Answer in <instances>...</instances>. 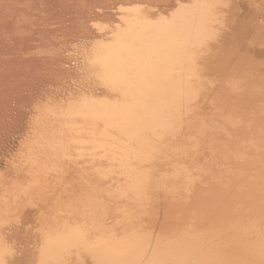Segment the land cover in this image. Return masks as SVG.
<instances>
[{"label":"bare ground","instance_id":"obj_1","mask_svg":"<svg viewBox=\"0 0 264 264\" xmlns=\"http://www.w3.org/2000/svg\"><path fill=\"white\" fill-rule=\"evenodd\" d=\"M131 8L139 16L137 12L129 18L125 14L126 19L122 14L115 27L124 29L127 25L122 24L128 21V29L134 34L126 31L124 35H130L132 47L120 52L118 38L110 39L116 41L113 48L119 53L115 50L114 57L120 63L112 59L114 64L109 65L107 39L97 36L111 31L112 20L90 25L84 21L79 29L66 35L68 38L47 46L53 49L49 55L52 62L44 71L58 87L44 89L38 93L40 99H32L25 136L13 142L24 154L32 151L24 162L23 154H16L13 167L22 169L18 172L34 181L7 183L3 180L7 177L0 175V189L4 191L0 193V243L10 250L8 253L16 247L12 241H23V236L28 243L35 240L43 247L58 242L66 246L69 243L64 250L81 245L96 264H126L131 259L135 260L131 264H264V0H141ZM93 11L87 16L94 17ZM17 20L20 26L23 19ZM22 30L20 26L16 33ZM78 35L80 42L65 45ZM127 37L122 40L126 47L131 42ZM91 41L98 52L107 47L103 49L107 53L101 51L106 59L100 57L102 63L107 60L106 64L97 60L92 49L85 51ZM79 51L87 52L88 59L83 56L87 61L95 55L98 63L92 61L98 68L92 73L99 79L104 75L101 83L120 93L112 100L104 95L107 103H103V96V101L99 98L96 102V95L97 99L93 96L92 100L91 92L77 94L83 98L79 100L90 99L92 104L94 101L102 106L90 109L95 110L92 112H86L87 103L83 105L76 95L73 97L77 103L71 93L55 96V92L80 82L67 77ZM38 52L43 53L44 47ZM16 57L17 61L25 58L23 52ZM122 58L125 64L128 62L129 72L121 68ZM90 60L87 63L92 66ZM99 64L104 67L99 68ZM115 68V73L110 72ZM123 76L125 79L120 78ZM78 103L85 112H81L82 106L76 111ZM64 107L75 111H65ZM60 110L66 115L59 121L62 114L54 117L52 111L57 115ZM45 115L62 125L57 127V131L63 130L62 135L56 131L53 118L48 122ZM75 115L80 119L76 120ZM45 121L49 127L50 122L55 124L50 128L52 132L48 130L49 136L45 135L46 129L42 130ZM66 122L75 124V131L71 128L69 132ZM35 133L42 138L35 139ZM51 133L55 136L49 142ZM60 137L63 141L58 142ZM39 138H44L45 146ZM72 139L79 141H72L75 146L83 142L89 146L75 147L70 143ZM67 140L70 159L74 160L69 165L61 161V150L66 151L62 147L67 145L52 151L54 145L58 147ZM41 145L50 149L53 160L42 153L38 157L33 149L42 152ZM45 150L43 153L49 152ZM32 162L38 167H32ZM50 170H56L55 178ZM50 177L56 181L47 183ZM12 202L19 208L14 207L17 211L10 217L15 212ZM6 226H11L7 232ZM59 245L54 248L61 249ZM1 246L0 264H40L41 257L38 260L37 256L36 263L34 253L26 252L28 249L22 257L19 255L23 251L5 261L8 253ZM55 249L56 254L59 249ZM62 251L59 254L63 255ZM41 252L46 253L45 248ZM126 255L131 257L126 260ZM59 259L55 262L60 263Z\"/></svg>","mask_w":264,"mask_h":264},{"label":"rangeland","instance_id":"obj_2","mask_svg":"<svg viewBox=\"0 0 264 264\" xmlns=\"http://www.w3.org/2000/svg\"><path fill=\"white\" fill-rule=\"evenodd\" d=\"M140 1L141 0H0V175L2 174V175L7 177L6 179H3L7 183H11L12 181L13 182H24V183H27L28 181L29 182L30 181H34L32 179L28 180L26 178L27 177L26 173L18 172V171H21L22 169L15 170L14 167H13L14 158H16L17 155L23 154L22 155V161L24 162L27 159V155L30 154L32 151H29L28 149L25 150V148L22 147V149L24 148L23 150H25V151L28 150L29 151V152H26L24 154V152L22 150H20L21 147L18 148L17 147L18 144H14V143H16V142L18 143V141L23 139L24 136H25L24 129L28 125V120H30L31 114H30L29 111H32V109H31L32 106L30 105L31 104L30 102H32V99L33 98L40 99L39 97H41V95H38V93L44 91V89L51 88V87H55V88L58 87V84L53 83L52 77L49 75V72L47 73L46 71H44L46 68H49V65H51V62H52V60L49 57V55L53 51V49H50L51 47H47V46L54 45L56 42H59L60 39L63 38V37L64 38H68L66 35L69 32L76 30L77 28L79 29V27H80L79 25H81V23L84 22V21L87 22V24L90 25V23H92V22L99 23V22H103L104 20L110 22L112 20L111 21V25L113 27L110 28V30L112 31V32L111 31L110 32L113 33V34L109 35L110 34V32H109V33H107L108 34V36H107V34H103L105 32V31H103L102 34L98 33L97 36L102 35V39H107L105 41H106V44H107L108 48L106 46H103L102 49H101V51H103V49L107 48L110 56L112 55L110 57V56H108L109 54H107V60H108V62L110 61L109 62L110 64L108 62L107 63L109 65H111V66L114 63H116V64L120 63L119 60H115L116 58L114 57L116 55L117 51H118L117 49L113 48L114 45L116 46V44H114L116 41H114V43H113L110 39L117 40V38H118L117 44L118 45L120 44V47H118V48H119L120 52H123V53H124V51H127V49L129 50L130 45L132 47L134 41L130 40L131 39L130 35L128 37L126 35H124L126 31H130L131 30V29L130 30L128 29V25H130L128 23V21L126 20V22L128 24L127 23L122 24L124 27H125V25H127L126 28H124V29H122L123 27L121 28L122 31H121L120 28L115 27V22L120 21V19H119L120 17L119 16L122 15V14H124L123 16H125V14H126V16L128 18L130 16L134 15V13L137 12V11H134V12L132 11L133 12L132 13L130 11L132 9L131 7H133L136 4H139ZM102 7H103V9H102ZM88 8H90V9H88ZM92 8L94 9L93 14L95 16L94 17H92V16L89 17V16H87V14L91 13V9ZM146 11H149V10L147 9ZM106 13H109V14H106ZM130 13H131V15H130ZM137 15L139 16L138 12H137ZM153 15L159 16L157 13H155ZM127 17H126V19H127ZM142 18H143V16H141L139 18V21H142ZM17 19H19V21L22 20L21 23H20L21 24L20 26H22V29H23L21 33H16V30L20 28V26L18 25L19 22H18ZM94 30L97 32L96 28H94ZM118 30L120 31L119 33H118ZM120 33H122V35H120ZM130 33L134 34L133 30L130 31ZM130 33L128 32V34H130ZM115 34L117 36H115ZM118 34L120 35L119 37H120L121 41L119 40ZM123 36H125V37H123ZM126 37L131 42L133 41L132 44L129 41L130 42V44H129L128 41L124 40L125 41L124 44L125 43L127 45L129 44L128 47L124 46L123 43H122V40L125 39ZM132 37H133L132 39L135 38L134 36H132ZM108 39H109V41H108ZM80 41H81L80 40V35L73 36V37L69 38L68 43L65 44V45H68V44L70 45V44H73V43H76V42H80ZM92 41L94 42L95 40H92ZM92 41L90 43H88V45L85 47V51H87V50L89 51V49H92L93 50L92 52L95 53L97 60H99V62L102 63V58H100V57L104 56L105 59H106V56H105L106 54H103L101 51H99V52H101V54H99V52H98L99 48H97L98 46L94 45ZM107 41L110 42V43H113V44L110 45V43L108 44ZM118 41H119V43H118ZM106 44L103 43V45H106ZM135 44H138V43H135ZM97 45H99V44H97ZM122 46L126 47V48L122 49ZM41 47H44V52L43 53H40L41 51L38 52V49H40ZM45 47H47V48H45ZM152 48H157V47L155 45L154 46L152 45ZM111 49H113L112 52H111ZM115 50H116V53L114 54ZM22 52H23L25 58L22 61H17L18 59H17L16 55H18L19 53H22ZM92 52L90 54H92ZM81 53H83V54H81ZM118 53H119V51H118ZM86 54H87V52L84 53V51H82V52L79 51L78 53H76V57H75L76 59H72L71 67L68 65V63H65V66L67 68L70 67L72 69V71L69 72V74L67 76L69 81L70 80L71 81H75L76 80V81H80V82H77L75 84L72 83L73 86L75 85L74 87L71 86V88L69 87V88H67V89H65L63 91L55 92V96L58 97V96L67 95V94L71 93L72 94V95L70 94L72 96L71 99H73V98H75V97H73V95L77 96V94L78 95L80 94L82 96L81 93H83V94L85 93L86 94V92H87L86 95H88V94H90L89 92H91L90 95L92 96V98H91L90 95L89 96H90V98L92 100L94 99L93 98L94 95H96V97H98V100H96V102L99 101V98L101 100V96H103V99H104V97H105L104 95H106V97L108 96L109 98H111L110 100H112V98L114 99V97L117 98L119 96V94H120V93L117 92V90H110L109 86L108 87L104 86L105 84L103 85V83H101L102 78L104 79V75L101 74L103 76L102 78L100 76L101 79H99L98 76H97V78H98L97 79L95 77L96 73L95 74L92 73V71H96V69L98 68L97 67L98 65H94L95 62L92 61V60H95L98 63L96 58H94L95 55L94 56L92 55L93 58L90 55L91 56V60L89 59L90 60L89 63L92 64L94 62L93 65L91 66V65H88V63H87L89 61V60L87 61V59H88L87 57H89V56H87ZM97 55H98V57L100 59L97 57ZM142 55H144V54H142ZM83 56L85 58H87V59L85 60V58ZM104 57H103V61L105 60ZM108 58H110L111 60L108 59ZM123 58L124 59L126 58L127 61H129V59H130V57H129V59H127V57H123ZM123 58L121 59V61H122V64H124L125 66L123 65L121 68H123V67L125 68L127 66L126 64L128 63L127 62L125 64L126 61L124 62ZM112 59H113L114 63H112L113 62ZM77 60H78L79 64L76 63ZM105 62H103V63L106 64ZM115 66H117V65H115ZM66 67H63V68H66ZM87 67H90V68H88V70H87L86 69ZM102 67H104V65L100 66V64H99V68H102ZM126 69H127V67H126ZM103 70H104V68L102 69V71ZM112 71H117V69L115 68V69L110 70V72H112ZM124 71L129 72L128 69L124 70ZM98 73H99L98 75H100V72H98ZM112 73H115V72H112ZM110 77H105V78L109 79ZM120 78H124L125 79V76L120 77ZM101 84H102V86H101ZM83 91H85V92H83ZM60 93H62V94H60ZM92 93H94V94L92 95ZM114 95H117V97L114 96ZM80 97L77 96L78 99L75 98L73 100L75 101L77 99L78 101H81L83 98L81 97L82 99L79 100ZM96 97H95V99H97ZM106 97H105V102L103 101V99L101 100V101H103V103H107L106 99H108V98H106ZM66 98L68 100L70 99L69 97H66ZM86 98H87V96H86ZM86 98H84V99H86ZM127 99H128V97H127ZM139 99H141V98H139ZM68 100H67V102H68ZM89 100H88L89 103L86 100L85 101L82 100L81 103L83 105L85 103H87V104L84 105L85 109H86V112L95 111V110H91L90 111V109H93L94 107L97 108V106L100 105V104L99 103H95L94 101H93V104H92L91 103L92 100H90L91 102ZM71 103H70V105H71ZM75 103H77V101H75ZM75 103H73V105ZM81 103H78L80 105L76 104L78 107L80 106V108L77 107L78 109H76V111H80V110L83 109V111H81V112H85L84 107L81 105ZM87 105H90L91 107H89ZM54 106L56 107V105H54ZM81 106L83 107L82 109H81ZM68 107H69V105H68ZM68 107H67V110L64 107L65 111H68V110L75 111V108H74V110L71 109V107H74V106H71L70 109H68ZM99 107L100 106H98L97 109H99ZM56 108H55V110H56ZM59 109H60V107H59ZM59 109H57V110L59 111ZM102 109H104V108H102ZM61 110L64 111L62 108H61ZM61 110H60V112H58L57 115L54 113L55 111L54 112L52 111V113H53L52 115L54 117L55 116L57 117L60 114L63 115L64 113L61 112ZM46 114H47V111H46ZM62 115L59 116V119L57 118L59 121H60L61 117L62 118L65 117L66 114H64V116H62ZM46 116L47 115H45V117ZM69 116H70L69 118H71V117L74 118L73 115H69ZM75 116H77L76 120L80 119V118H78V116H80V115H75ZM46 118L47 119L48 118L51 119L53 117L49 116V117H46ZM50 119H48V122H49ZM54 119L55 118H53L51 120L55 124L57 123V125L54 124L55 127H56V131H57L59 129V127H61L62 125H60L59 122H56L57 120L55 121ZM48 122H46V121H45V123L39 122V123H41V125L46 124L47 128L45 126H42L43 132H45L44 129H46V131H47L46 132L47 134L45 133L46 136H49L48 130H50V128L51 127L53 128V126H54L53 123H51V122L49 123L50 127H49V125L47 126ZM61 122L65 123L64 119L61 120ZM73 122H75V121H73ZM66 124H67V126L69 125V128L67 129V126H66V128L64 126V128L67 129V130L70 129L69 132H71V128H72V130H74L76 128L75 124H73V125L71 124V126L67 122H66ZM160 124H163V123H160ZM35 125H37V124H35ZM38 125H40V124H38ZM58 125H60V126L58 127ZM163 125H165V124H163ZM48 127H49V129H48ZM57 127H58V129H57ZM61 128H63V127H61ZM52 130H50V131L52 132ZM21 131H23V133H24L23 136H22V132ZM56 131L55 130L53 131L54 134H55ZM66 131L64 130L63 133H65ZM43 132H40V133H43ZM57 132H59V131H57ZM61 132H59V134ZM73 133H76V132H73ZM73 133H71V134L68 133V134L72 135ZM51 134H52V137H50V138L49 137H45V138H49V142L51 141L50 139H53L54 136L56 135V134L53 135V133H51ZM60 135H62V134H60ZM63 135H65V134H63ZM38 136L41 137L40 135H36V133H35V135H34V137H36L35 139H37ZM57 137H59V136H57ZM61 137L57 139L58 142H59V139H61L60 141H63ZM64 138L65 137H63V139ZM43 139H42V141H43ZM54 140H56V139H54ZM42 141L40 139L41 143H42ZM67 141L62 142V143L60 142L61 145H59L57 143L59 145L58 147L55 146L54 145L55 142H53L54 144L53 143L52 144L54 145L53 146L54 148L53 149L51 148V149H52V151L53 150H58L61 146L67 145L66 147L65 146L62 147L64 149H66V151L65 150H61V152H63L64 155L61 152L60 153H61V156H62L61 157V159H62L61 161H63V162L67 161L66 165L67 164L69 165V163L71 161H74V160H72V158L70 159V155H69V150L71 149L70 148V146H71L70 143L75 146V143H79V141L75 142V139H74V141H73V139L70 140L71 141L70 143H69V141L67 143ZM72 141L75 142V143H73ZM31 142H33V140ZM37 142H39V140H37L35 143H37ZM43 142L45 143V141H43ZM44 143H42V144L44 145ZM50 144L51 143H49V146L52 147V144L51 145ZM68 144L70 145L69 147H68ZM84 144H86V143L83 142L82 145H84ZM82 145H78V146L81 147ZM86 145H88V144H86ZM36 146L37 145L35 144V147ZM49 146L48 147L46 146V147L50 148ZM76 146H77V144H76ZM90 146H91V144H90ZM39 147H40L39 149H41V148L43 149L44 148V147H42V145L39 146ZM62 148H60V149H62ZM89 148H91V147H89ZM89 148H88V153H89ZM33 150L34 151H38V153H39L38 157L42 153L41 156L43 154H45L46 157L52 158L50 160H53V158H54V156L50 155V153H52L51 151H49L50 149L49 150L46 149L47 151H49V152H46L47 154L43 153V150H45V148L42 150V152L40 150H37V149L36 150L33 149ZM34 151H33V153H35ZM66 152H68V153H66ZM68 155H69V158L66 159L67 157L65 158V156H68ZM31 164H32V167H34L35 164L33 162ZM35 166L38 167V164H36ZM46 170H48V169H46ZM51 172H52L51 173L52 177L57 175V173H55L56 170L54 172L53 171H51ZM51 174L49 173L50 176H51ZM53 174H54V176H53ZM52 177H50L49 180L47 178V180H48L47 183L48 182H52V180L56 181V179L54 180ZM42 190H44V192L48 191V190H45V189H42ZM1 192H4V191L2 189H0V193ZM48 192H50V190ZM38 193H43V192L42 191H40V192L38 191ZM65 197H66V195L63 197V199ZM19 199H21V197ZM61 201H65V200H61ZM10 202H11V199H10ZM15 204L17 205V203H15ZM15 204H14V202H12V209H13L12 211H15V212H12V215L9 212H7V213H9V215H11L10 217H13V215H15L14 213H16V211L18 210L17 208H19L18 206H14ZM20 204H21V202H20ZM14 207L17 210H14L15 209ZM28 210H30V209H28ZM29 212H31V211H29ZM29 221L34 223L32 220H24L25 223H30ZM10 227L11 226H6L4 228V230L7 232V231L10 230ZM34 237H32V238H34ZM23 239H24L23 241H19V239L18 240L14 239L15 242L12 241V243L16 244L17 248L14 247V251L11 250V253H8L10 250L7 251L8 249L4 248L3 244L0 243L2 245V246L0 245L1 248H2V251H6L8 253V254L4 255V257L6 256V259L4 258L5 261L8 260L9 256L12 257L11 254L19 255V253L21 251H23V253H22V255H19V256L22 257L23 254H25V251H26L25 249H28V251H26V252H29V250H30L31 252L34 253V259H35L36 263H37V256L38 257L40 256L41 260H43L44 257L46 258V259H44V261H46V262H44V261H41L40 257H39L38 260H40V261H38V262H40V264H42V263L43 264H48L49 263L48 261H50V259H52L54 262L55 261L58 262V259L62 255V253L59 254L60 253L59 251H62L61 249L64 250V247L65 248H69L68 247L69 243L66 246L65 242H62V244L65 243L63 247H62L61 243H60L61 245L58 244L59 242L57 243V245L61 246V249L57 248V249H59L58 252H57V249L54 248V247H58L57 245L55 246V244H54L53 247L51 246L52 248H54L56 250L55 252H57L60 255V257H58L57 253L56 254L54 253V249H52L50 247V245H51L50 243H47V245L49 244L48 246L46 245L45 247H43L42 246L43 244H41L40 241H39L40 244H35L34 243L35 240L34 241L32 240V243H30V242L28 243L29 239H26L25 236H23ZM37 239L40 240L41 237H39ZM6 240H7V238H6ZM27 244L30 246V248L27 247ZM78 245H80L79 242H78ZM85 245L87 246L89 244L86 243ZM41 246H42V249H41ZM73 246H75V245H72V247ZM9 247H7V248H9ZM76 247H78V249H79V247L81 248V245L80 246L76 245L73 248H76ZM82 247H83V244H82ZM44 248H45V251H46L47 254L49 253L48 252L49 249L50 250L52 249L51 253H49V254H51L52 258L49 256V254L47 255L45 252L44 253L41 252L42 250L44 251ZM17 249L19 250V252H17ZM78 249H72L71 245H70V249H65L64 251H62L63 252L62 256L66 257L67 260H65L66 258L65 259L63 257H61V258H63V260H65L66 262L67 261H70V262L65 263V261L62 262L63 260L59 259L60 263H57V262L53 263V261H50L49 264H51V262L53 264H70V263L71 264H83V263L84 264H96V262H95L96 260L94 258L93 259L95 261L91 260L92 257L90 255H87L88 252H87L86 249L83 248V250H85L86 253H84L85 251L83 252L82 248L80 250H78ZM39 251H40V253H39ZM64 252L66 253V255H65ZM77 252H79V253H77ZM0 253H1V250H0ZM1 254L3 255V253H1ZM43 254H44V257H43ZM45 254L47 256H45ZM54 254H55V256H54ZM128 256L131 257V255H126L124 257V259L128 260L127 259ZM132 256H134V255H132ZM48 257H50L49 260H48ZM80 257H83V258L80 259ZM4 259H2L1 261H3ZM131 260H133V261H131ZM131 260L126 261V264H131V263L135 262L134 259H131ZM221 261L222 260H220L219 262H221ZM136 262H138V261H136ZM140 263L150 264L149 261H140ZM3 264H4V261H3ZM5 264H6V262H5ZM165 264H169V262H166Z\"/></svg>","mask_w":264,"mask_h":264}]
</instances>
